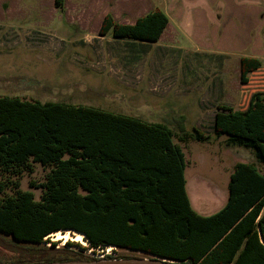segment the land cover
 I'll return each mask as SVG.
<instances>
[{
  "label": "trees",
  "instance_id": "trees-1",
  "mask_svg": "<svg viewBox=\"0 0 264 264\" xmlns=\"http://www.w3.org/2000/svg\"><path fill=\"white\" fill-rule=\"evenodd\" d=\"M63 5L64 0L54 1L59 11ZM168 23L159 10L131 25L107 15L100 35L157 43ZM241 69L244 85L261 62L246 58ZM260 94L250 107L243 99L244 115L253 121L249 132L234 131L225 140L227 147L251 150L255 161L233 166L226 202L209 216L196 213L186 193L185 156L173 140L202 138L187 132L182 119L176 134L164 124L93 107L0 97V235L11 240L9 264L94 259L74 250L86 251L73 242L58 247L49 241L64 231L81 234L94 251L116 247L176 264H264ZM33 164L49 168L41 184L30 183L41 190L39 200L19 188Z\"/></svg>",
  "mask_w": 264,
  "mask_h": 264
},
{
  "label": "rangeland",
  "instance_id": "rangeland-1",
  "mask_svg": "<svg viewBox=\"0 0 264 264\" xmlns=\"http://www.w3.org/2000/svg\"><path fill=\"white\" fill-rule=\"evenodd\" d=\"M54 1L0 0V97L93 107L164 124L176 134L182 119L187 132L202 138L173 140L185 156L187 196L199 215L216 213L226 202L233 166L255 161L251 150L227 147L225 140L234 131L249 132L247 100L250 107L259 93L263 98L264 0H64L62 11ZM156 10L169 20L157 43L100 35L107 15L131 25ZM246 58L259 60L261 69L242 85ZM260 122L264 146V119ZM258 169L264 174V164ZM48 172L33 164V172L18 180L20 190L39 200L41 190L30 183L41 184ZM50 238L58 247L67 242ZM10 243L0 235V264L11 262ZM73 243L90 258L152 257Z\"/></svg>",
  "mask_w": 264,
  "mask_h": 264
},
{
  "label": "water",
  "instance_id": "water-1",
  "mask_svg": "<svg viewBox=\"0 0 264 264\" xmlns=\"http://www.w3.org/2000/svg\"><path fill=\"white\" fill-rule=\"evenodd\" d=\"M76 233V232H73ZM34 264H176L173 261L161 259L157 257H129V258H105L98 257L89 261H65V262H48Z\"/></svg>",
  "mask_w": 264,
  "mask_h": 264
},
{
  "label": "bare ground",
  "instance_id": "bare-ground-1",
  "mask_svg": "<svg viewBox=\"0 0 264 264\" xmlns=\"http://www.w3.org/2000/svg\"><path fill=\"white\" fill-rule=\"evenodd\" d=\"M49 238V237H48ZM54 241H73V242H76V243H80L82 245H85V241L83 239V236L79 233H73V232H70V231H65L64 233H57L55 234V236L52 238H50Z\"/></svg>",
  "mask_w": 264,
  "mask_h": 264
},
{
  "label": "crops",
  "instance_id": "crops-1",
  "mask_svg": "<svg viewBox=\"0 0 264 264\" xmlns=\"http://www.w3.org/2000/svg\"><path fill=\"white\" fill-rule=\"evenodd\" d=\"M246 163H253V162H246Z\"/></svg>",
  "mask_w": 264,
  "mask_h": 264
}]
</instances>
